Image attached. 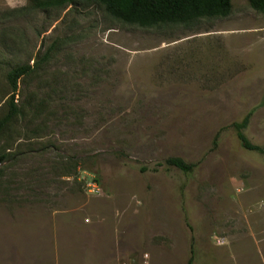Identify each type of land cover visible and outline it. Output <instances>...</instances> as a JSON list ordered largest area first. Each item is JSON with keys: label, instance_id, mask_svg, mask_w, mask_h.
<instances>
[{"label": "rangeland", "instance_id": "obj_1", "mask_svg": "<svg viewBox=\"0 0 264 264\" xmlns=\"http://www.w3.org/2000/svg\"><path fill=\"white\" fill-rule=\"evenodd\" d=\"M231 5L140 27L0 0V118L32 67L0 136V264H264V154L231 126L249 113L264 149V15Z\"/></svg>", "mask_w": 264, "mask_h": 264}, {"label": "trees", "instance_id": "obj_2", "mask_svg": "<svg viewBox=\"0 0 264 264\" xmlns=\"http://www.w3.org/2000/svg\"><path fill=\"white\" fill-rule=\"evenodd\" d=\"M81 0H30L36 8L72 5ZM97 3L114 19L126 24L140 27H154L166 24L189 25L200 18L226 17L231 13V0H82ZM255 11L264 15V0H246ZM32 67L28 64L18 65L7 73V80L11 94L6 101L7 112L0 118V136L7 129L13 119L19 114L20 108L14 102L18 80L27 74ZM250 114H246L241 121L233 122L240 145L247 150H254L264 154V149L250 142L244 134L249 122ZM215 143V141H214ZM5 155L0 156L3 161ZM164 163L182 172H191L195 164L185 162L179 157H168ZM193 256L187 264H192Z\"/></svg>", "mask_w": 264, "mask_h": 264}, {"label": "built area", "instance_id": "obj_3", "mask_svg": "<svg viewBox=\"0 0 264 264\" xmlns=\"http://www.w3.org/2000/svg\"><path fill=\"white\" fill-rule=\"evenodd\" d=\"M87 189L90 192H98L99 188L95 180H90L86 183Z\"/></svg>", "mask_w": 264, "mask_h": 264}]
</instances>
